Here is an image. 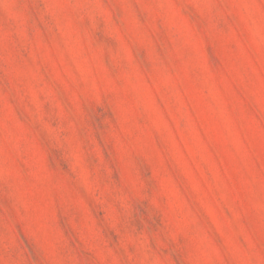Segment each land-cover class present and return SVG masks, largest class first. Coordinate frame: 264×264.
<instances>
[{
    "label": "rangeland",
    "instance_id": "1",
    "mask_svg": "<svg viewBox=\"0 0 264 264\" xmlns=\"http://www.w3.org/2000/svg\"><path fill=\"white\" fill-rule=\"evenodd\" d=\"M0 264H264V0H0Z\"/></svg>",
    "mask_w": 264,
    "mask_h": 264
}]
</instances>
